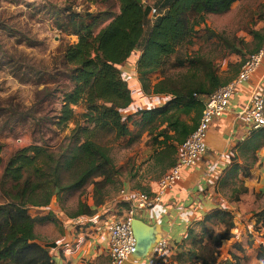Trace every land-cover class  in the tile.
<instances>
[{
  "label": "trees",
  "instance_id": "1",
  "mask_svg": "<svg viewBox=\"0 0 264 264\" xmlns=\"http://www.w3.org/2000/svg\"><path fill=\"white\" fill-rule=\"evenodd\" d=\"M93 1L115 3L119 6V13L107 14L109 23L94 35L96 25L87 19L91 15L64 10L69 21L67 25L59 26L60 31L64 35L76 36L78 42H62L59 49L57 62L61 68L58 72L72 88L61 91L62 106L57 115L36 118L37 105L27 108L12 96L5 103L7 106L0 104L2 132L15 129L26 119H34L38 126L54 124L59 129H66L71 122L76 125L57 150L46 141L45 144L36 143L18 150L5 164L0 142V168L3 169L0 194L5 199L0 204V264H58L52 252L58 251L62 244H42L35 231L37 225L51 221L52 215L32 217L29 210L59 209L57 202L63 193H83L93 186V205L79 203V209L72 217L79 219L96 215L98 208L109 202L110 190L118 192L123 185L120 174L115 171L111 148L105 141L109 137L115 141L129 138L134 143L143 133H149L153 145L160 148L153 156L154 166L161 167L162 174H166L177 163L179 147L199 125L204 110L202 100L236 78L247 58L264 44L262 32H252L257 42L251 54L239 64L240 69L234 77L223 80L213 59L204 55L187 58L180 49L191 43L197 28L206 23L208 16L227 14L234 4L242 0H157L153 7L137 0ZM153 9L156 15L151 18ZM219 40L226 52L244 57L239 47L241 41L238 43L223 35ZM136 52H141V55L130 74L123 67ZM4 54L15 77L35 86L43 84L40 70L26 66L24 59L17 63L13 54ZM185 67L188 69L182 74L166 75L170 69ZM31 72L37 78L34 82L28 78ZM156 73H160L161 78L153 82L151 76ZM260 93L264 94V85ZM144 95L147 101L138 99ZM81 104L85 112L78 116L73 106ZM134 115L139 119L133 120ZM130 122L139 127L137 134L130 129ZM39 129L43 131V127ZM247 139H252L247 150L258 151L264 146V129L245 134L236 149L241 148ZM235 156V153L230 155L228 165L236 159ZM240 168L235 165L226 177L236 178ZM213 174L206 177L204 184H211L210 178L215 179ZM208 187L200 186L198 193L208 190ZM242 192L246 190L233 189V193ZM145 193L151 194L150 190ZM120 204L125 209L129 208L126 202ZM151 212L154 215L150 221L152 224L157 221L163 223L164 218L171 214L161 204L155 205ZM229 216V212L218 211L208 216L206 221L223 222ZM185 218L189 217L182 216ZM180 221L181 217L177 223L182 230ZM233 225L230 224L228 232L234 229ZM228 232L212 236V241L230 240ZM178 243L176 239L174 244ZM261 247L258 260L264 263V247ZM238 249L242 250V247L238 246ZM195 255L193 251L192 256ZM195 257L201 264H210L203 257ZM234 259L239 264L240 259Z\"/></svg>",
  "mask_w": 264,
  "mask_h": 264
},
{
  "label": "rangeland",
  "instance_id": "2",
  "mask_svg": "<svg viewBox=\"0 0 264 264\" xmlns=\"http://www.w3.org/2000/svg\"><path fill=\"white\" fill-rule=\"evenodd\" d=\"M156 1L143 0L142 3L153 7ZM65 9L84 16L91 15L92 17L87 19L96 25L94 35L109 23L107 14L119 13L117 4L94 3L93 0H0V104L6 105L8 98L12 96L27 108L37 105L34 113L36 118L57 115L56 112L62 106L61 91L72 88L69 81L58 72L61 68L57 62L59 49L62 42L64 44L78 42L76 36L64 35L60 31L59 26L67 25L69 21L68 15L63 13ZM148 28L150 25L146 27L147 32ZM254 31H261L264 35V0H242L234 4L227 14L208 16L206 23L197 28L191 43L182 47L180 51L186 53L187 58L204 55L213 59L218 75L223 80L230 79L237 74L239 64L255 47L257 41L252 36ZM222 35L238 43L241 41L239 47L243 58L225 51L219 40ZM4 53L13 54L17 63L24 59L26 66L40 70L44 78L43 84L35 86L15 77L10 72L11 67L7 65L9 61L5 59ZM136 53L123 67V70L130 74L135 69L133 64L141 55V52ZM187 69V67L170 69L166 75L177 76ZM30 74L28 78L32 82L36 81L35 73ZM160 78V73L151 76L153 82ZM51 92L52 94L48 95ZM144 98L147 101L145 95L143 98L138 97L140 100ZM73 109L78 116L85 112L82 104L73 106ZM137 119L139 116L134 115L133 120ZM128 125L135 134L139 132V127L133 126L132 122ZM41 127L42 132L39 129ZM75 127L74 122L66 129H59L54 124L38 126L34 119H26L15 129L0 131L4 164L18 150L36 143L45 144L46 141L57 150ZM238 130L242 133L243 126L238 124ZM251 140L247 139L243 146L237 149L236 159L230 164L241 167L237 177L230 181L223 173L220 175L219 180L215 182L214 208L212 206L208 212L196 216L197 219L193 218L196 222L189 225L185 239L177 245L180 251L170 255L171 264H201L195 257L197 255L207 259L210 264H238L235 257L240 259L239 264H264L258 260L261 246L264 247V146L256 152L249 151L247 146H251ZM105 141L111 148L115 171L120 174L119 178L123 183L120 190L127 188L146 192L152 190L165 175L162 174L161 167L154 166L153 156L160 148L153 145L152 135L143 133L134 143H131L129 138L115 141L109 137ZM227 158L229 159V156ZM2 172L3 169L0 168V178ZM235 187L246 192L233 193ZM120 190L118 192L110 190L109 202L115 204L118 201L116 197ZM92 196L93 186H89L83 193H63L61 200L57 202L63 213L52 215L51 221L38 225L36 230L38 236L45 240L44 243H56V240L62 237V215L71 216L79 209V203L93 201ZM236 198L240 200L236 201ZM4 202L5 199L0 194V204ZM218 211L229 212L230 216L225 217L223 222L206 221L208 216ZM47 215L49 213L43 216ZM231 223H234L235 227L233 225L234 229L228 232ZM224 232H228L230 240L217 243L212 241V236H221ZM238 246L242 247V250H239ZM193 251L195 256H192ZM139 260L142 263L147 262L149 256Z\"/></svg>",
  "mask_w": 264,
  "mask_h": 264
},
{
  "label": "crops",
  "instance_id": "3",
  "mask_svg": "<svg viewBox=\"0 0 264 264\" xmlns=\"http://www.w3.org/2000/svg\"><path fill=\"white\" fill-rule=\"evenodd\" d=\"M261 76H264L263 68L257 72L251 85H256L261 79ZM251 85L247 86L242 93L236 96L232 102V109L229 114L222 119H217L214 123L208 134L209 149L207 153L195 166L186 168L181 181L172 189L167 190L163 196V206L170 210L171 214L169 217L164 218L163 223H160V221L155 223L157 228L156 237L157 240L160 238H169L171 253L180 251L177 245H180L181 241L185 239L187 228L190 227L189 225L196 222V220L193 221V218L197 219L196 216L208 212L212 209V206L214 208V200L216 199L215 182L219 180L222 173L226 177L234 168V166L228 165L230 161L227 159V156L232 153L236 154V146L245 135V133H241L238 130L235 111L239 106L249 101V88ZM213 171L216 172L217 177L212 180L210 185L208 183L204 184L206 177L210 173H213ZM202 185H204V188L209 186L208 190L198 193V189ZM157 191L158 183L150 190V193ZM116 198H119V195ZM88 204L92 206L93 201L88 202ZM126 210L118 200L115 204L108 202L99 207L98 213L91 217L87 216L82 219H73L72 214L71 216L62 215V237L56 240V242L62 244V247H58V251L52 252L58 264H112L108 249L109 237L106 226L114 219L121 218ZM29 213L32 217H43V215L48 213L55 216V214L63 212L57 208L54 210H49V208H32L29 210ZM181 215L189 216L190 218H181L180 224L183 226L182 230H180V227H178L179 224L177 223ZM37 226L35 231L37 230ZM176 232H178L177 235ZM174 234L177 236L176 238H174ZM36 235L42 244H46L44 243L45 240H42L38 236L37 231ZM176 239L179 242L178 244H174V242L176 243ZM125 264H149V261L142 263L139 258H134Z\"/></svg>",
  "mask_w": 264,
  "mask_h": 264
},
{
  "label": "built area",
  "instance_id": "4",
  "mask_svg": "<svg viewBox=\"0 0 264 264\" xmlns=\"http://www.w3.org/2000/svg\"><path fill=\"white\" fill-rule=\"evenodd\" d=\"M151 15H156L155 9L152 10ZM262 68L264 69V44L258 52L247 58L236 78L219 88L207 99H201L204 110L199 125L179 147L177 163L160 179L157 192L148 194L126 189L120 192L118 200L129 204V208L121 218L114 219L106 226L112 264H125L136 258L137 239L133 229L134 220L141 219L155 225L150 222L151 218H154L151 210L157 204L163 206L165 192L181 181L186 168L195 166L207 153L208 134L214 123L217 119H222L229 114L236 96L251 85L253 78ZM263 85L264 76H261L257 84L249 88V101L235 111L237 126L242 125L245 134L251 135L253 132L264 129V94L260 93ZM228 156L229 159H227L230 161V155ZM213 173L216 177V172L213 171ZM213 179L210 178V181L212 182ZM170 255L169 238H160L149 255V264H171Z\"/></svg>",
  "mask_w": 264,
  "mask_h": 264
},
{
  "label": "water",
  "instance_id": "5",
  "mask_svg": "<svg viewBox=\"0 0 264 264\" xmlns=\"http://www.w3.org/2000/svg\"><path fill=\"white\" fill-rule=\"evenodd\" d=\"M137 2L141 4L142 0H137ZM133 229L137 239L136 258L148 257L157 242L156 225H151L141 219H135Z\"/></svg>",
  "mask_w": 264,
  "mask_h": 264
}]
</instances>
